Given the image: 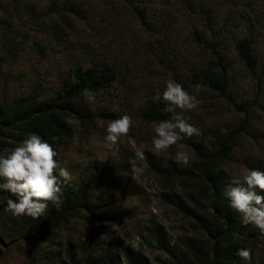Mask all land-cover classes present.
Segmentation results:
<instances>
[{"label": "rangeland", "instance_id": "1", "mask_svg": "<svg viewBox=\"0 0 264 264\" xmlns=\"http://www.w3.org/2000/svg\"><path fill=\"white\" fill-rule=\"evenodd\" d=\"M52 3L67 9L65 31L54 26ZM132 5L145 10L147 27ZM74 8L85 12V21L68 11ZM196 34L214 43L222 57L228 82L224 96L192 85L193 74L217 61L211 50L197 43ZM243 39L250 40L256 61L252 69L239 60L235 49ZM77 65H107L117 73L110 87L93 93V102L85 96L74 99L83 117L68 122L56 150L55 159L72 176L62 184L72 189L93 177L92 163L111 169L92 185L96 209L45 230L31 228L27 216L0 217V264H72V258L86 264L97 248L114 251L116 260L105 256L106 264H124L128 250L141 252L149 264H163L169 258L166 249L182 250L189 239L199 242L204 237L195 220L166 201L167 195L177 193L194 207L187 199L197 192L194 181L172 174L188 168L197 173L191 144L215 152L235 134L219 169L225 186L244 167L264 170V0H0V105L57 97ZM168 79L200 101L194 110L177 109L200 130L199 136L181 142L191 154L186 166L175 162V146L164 153L152 149L154 133L142 118L146 100L162 91ZM124 114L133 117L134 126L109 148L103 139L106 126ZM137 146L145 152L143 162L134 157ZM134 163L143 164V175L132 176ZM198 210L213 213L210 208ZM252 239L250 264H264V240Z\"/></svg>", "mask_w": 264, "mask_h": 264}, {"label": "trees", "instance_id": "2", "mask_svg": "<svg viewBox=\"0 0 264 264\" xmlns=\"http://www.w3.org/2000/svg\"><path fill=\"white\" fill-rule=\"evenodd\" d=\"M133 2L134 0H123ZM53 5L54 12L57 14V20L54 21L60 31H65L67 19L63 12L65 7ZM75 5L74 3L71 5ZM50 6V7H51ZM79 6V5H78ZM142 26L147 27L146 12L143 8L132 5ZM80 21L86 20L83 10L74 8L68 10ZM197 43L202 44L204 48L212 51L216 56V62H210L207 68L200 70L192 75V85L198 89L210 90L219 96H224L228 89V82L222 74V57L215 49L214 43L203 41L198 34L195 35ZM235 49L240 61L246 67L252 69L256 61L251 56V46L249 39H243L235 44ZM219 70V71H218ZM117 79V73L107 65L101 68H83L77 65L70 70L69 76L63 81V87L59 90L57 97L40 102L36 98H21L9 105H0V152H5L15 147L28 133H37L50 144L55 150L64 139L67 133L68 122L71 119H82L83 115L73 106V101L78 96H84V90L90 89L92 93H97L107 89ZM163 102H153L147 99L145 102L142 118L148 124L153 121L168 119L170 114L164 111ZM86 117V116H84ZM235 134L228 135L227 139L219 143L215 152H205L200 147L191 144L194 156L198 160L195 167L197 173L188 168L182 169L177 174L181 177H188L193 180L197 192L188 195L187 199L193 204V208L188 206L186 200L177 193L166 196V201L174 206L178 211L191 217L197 222L198 229L204 234L201 241L195 242L193 239L184 242L182 250L177 248L166 249L169 258L163 264H250L242 260L237 251L240 248H249L256 238V229L251 225L241 224L238 215L228 207V202L224 199L222 192L226 187L224 179L219 171L220 166L226 160L233 146V137ZM93 177L89 182L82 183L76 189L61 184L62 197L60 204L54 205L49 202L43 217L33 219L29 218L31 228L40 227L42 230L50 227V224L68 223L71 219L78 217L81 213L93 214L95 206L91 202L92 185L98 179L110 172V168L99 162L92 163ZM162 171V170H160ZM166 173V171H162ZM168 178L170 177L167 174ZM7 193L0 192V217L16 219L10 212L5 210V203L8 199ZM14 199V197H13ZM198 208L207 211L209 208L213 213L203 214ZM157 243L164 248V243L159 238ZM3 238L0 235V244ZM124 264H149L141 252L125 251ZM107 256L111 262L116 260L113 250L104 252L103 248L94 249L85 259L86 264H106L103 260ZM72 264H81V262L71 259Z\"/></svg>", "mask_w": 264, "mask_h": 264}, {"label": "clouds", "instance_id": "3", "mask_svg": "<svg viewBox=\"0 0 264 264\" xmlns=\"http://www.w3.org/2000/svg\"><path fill=\"white\" fill-rule=\"evenodd\" d=\"M83 95L93 102L94 94L85 89ZM153 102H163L168 119L153 121L150 124L154 135L152 149L164 153L175 146L174 160L179 165H188L191 154L181 143L185 137L200 135V130L184 117L183 111L194 110L200 101L197 95L190 94L184 86L173 79L164 82L162 91L152 96ZM177 109L183 111L178 112ZM134 126L133 117L124 114L110 121L105 129L104 142L111 148ZM134 157L143 162L145 152L134 147ZM58 153L46 139L37 133H28L13 148L0 152V192L7 193L5 210L14 217L27 216L33 219L43 217L49 202L59 205L62 197V182L72 179L66 167H61ZM131 174L139 177L145 172L143 164H131ZM222 195L237 215L242 225L258 230L257 238L264 240V170L244 167L239 176L230 180ZM14 197V199H13ZM237 255L250 262L252 252L240 248Z\"/></svg>", "mask_w": 264, "mask_h": 264}]
</instances>
